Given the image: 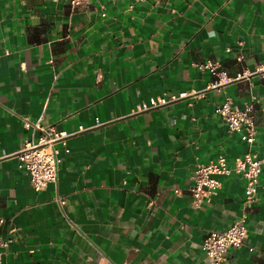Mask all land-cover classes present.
Segmentation results:
<instances>
[{
	"label": "crops",
	"instance_id": "crops-1",
	"mask_svg": "<svg viewBox=\"0 0 264 264\" xmlns=\"http://www.w3.org/2000/svg\"><path fill=\"white\" fill-rule=\"evenodd\" d=\"M207 59L230 77L264 61V0H0V152L19 149L23 117L69 132L102 123L70 136L44 190L15 156L0 161L1 264H208L203 228L242 213L246 243L221 264H264V168L248 207L234 172L198 205L188 191L198 164L248 150L213 111L226 96L250 109L252 150L264 155V78L211 87L215 76L196 67Z\"/></svg>",
	"mask_w": 264,
	"mask_h": 264
},
{
	"label": "built area",
	"instance_id": "built-area-1",
	"mask_svg": "<svg viewBox=\"0 0 264 264\" xmlns=\"http://www.w3.org/2000/svg\"><path fill=\"white\" fill-rule=\"evenodd\" d=\"M71 6L87 0H63ZM241 45V41H237ZM229 50V48H226ZM7 53V50H5ZM242 52L237 55V60H241ZM197 69L207 70L215 80L210 83L211 87H218L226 82L237 80L241 77L258 75L264 78V61H258L252 68L244 67L241 72L234 77L227 76L220 65L212 60H205L196 64ZM186 91H180L169 95L150 97L148 100H141L135 104L134 113L151 110L176 101L187 96ZM213 111L226 125L228 131L237 132L248 150L240 157H237L232 164L228 163L225 156L219 155L215 161L201 163L196 166L192 176V181L188 186V191L193 198L194 205H198L203 199H209L220 187V177L227 176L234 172L239 174L244 180L243 205L246 207L254 204L258 199L260 187L259 176L264 168V155L258 156L252 146L255 143L256 127L253 114L249 108L237 107L231 97L226 96L216 103ZM102 124L96 120L93 125L82 126L74 132L58 129L54 125H44L39 119L32 120L29 117L22 118V125L28 131V135L23 139L19 149L15 153L0 152V161L15 156L18 167L23 169L29 176L31 187L35 191L44 190L49 184H56L58 179V163L60 162L59 152L69 153L68 139L73 134ZM264 187V185H262ZM54 200L62 206L65 204L64 195H56ZM158 203L149 198L147 205L155 206ZM5 219L0 216V225ZM205 231L200 248L204 259L208 264H221L226 260V253L230 248H236L246 243L247 227L245 216L242 213L237 216L225 229L203 228ZM9 243L8 238L0 235V264L2 262L4 250ZM251 251L253 248L248 247Z\"/></svg>",
	"mask_w": 264,
	"mask_h": 264
}]
</instances>
